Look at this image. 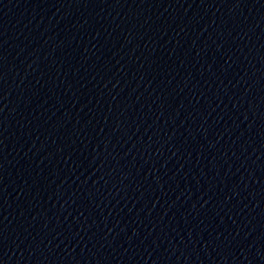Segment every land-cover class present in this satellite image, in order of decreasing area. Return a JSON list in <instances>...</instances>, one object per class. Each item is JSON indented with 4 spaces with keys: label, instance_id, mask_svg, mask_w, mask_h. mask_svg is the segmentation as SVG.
Instances as JSON below:
<instances>
[{
    "label": "water",
    "instance_id": "1",
    "mask_svg": "<svg viewBox=\"0 0 264 264\" xmlns=\"http://www.w3.org/2000/svg\"><path fill=\"white\" fill-rule=\"evenodd\" d=\"M0 264H264V0H0Z\"/></svg>",
    "mask_w": 264,
    "mask_h": 264
}]
</instances>
